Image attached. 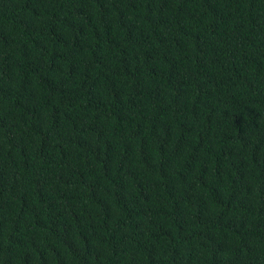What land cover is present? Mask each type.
<instances>
[{
    "label": "trees",
    "instance_id": "1",
    "mask_svg": "<svg viewBox=\"0 0 264 264\" xmlns=\"http://www.w3.org/2000/svg\"><path fill=\"white\" fill-rule=\"evenodd\" d=\"M0 264H264V0H0Z\"/></svg>",
    "mask_w": 264,
    "mask_h": 264
}]
</instances>
